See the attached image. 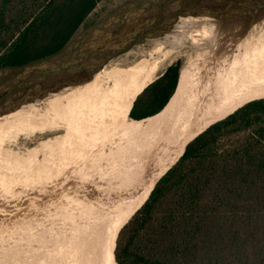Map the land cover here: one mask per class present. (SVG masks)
Instances as JSON below:
<instances>
[{
	"label": "bare ground",
	"instance_id": "bare-ground-1",
	"mask_svg": "<svg viewBox=\"0 0 264 264\" xmlns=\"http://www.w3.org/2000/svg\"><path fill=\"white\" fill-rule=\"evenodd\" d=\"M238 24H233L232 27L237 28ZM212 27L213 25L206 29L203 39L210 41L212 38V45L217 44L214 50L217 57V61H214L216 66H210L211 46H209L207 58L203 57L205 60L201 76L195 77L194 82L189 83L182 90V97L179 96L176 101H172L173 97L170 99L163 109L164 111L172 101L167 112H164L160 118L159 115H154L144 120L127 123L141 124L139 130L122 133L106 130L107 112L112 102L122 92L137 86L144 90L164 73L163 71L157 76L161 63L159 57L152 58L161 46L152 49L148 53V58L139 59L126 66L112 65L110 64L112 60L109 61L104 65L107 68L106 73L109 77L117 73L118 77L114 78L112 83L105 85L106 77L98 71L87 81L88 86L92 88L89 94H86L87 90L83 89V85L68 87L34 103L22 105L0 117V138L7 135L11 137L12 133L22 128H50L59 132L49 137L52 146L57 147L55 146L56 148L43 157L40 158L47 149V143L43 145L37 143L32 149H26L19 161L16 160L22 165L18 173L19 178L18 175L13 179L1 178L3 182L0 183V188L16 182L0 196L1 203L13 204L20 197L53 186L57 181L59 183L69 179H72L71 182L78 181L69 184L72 191L70 195H64L62 202L60 200L59 204L55 205L56 210H47L51 220L59 219V225L48 226L46 230L50 232L52 238L33 246H30V240L34 239V235H31L33 238H26L29 244L24 251L16 248L21 250V254L26 255V258L22 256L23 260H20L12 256L6 259L10 264H104L105 260L113 255L116 238L121 228L142 206L154 183L173 165L184 146L208 126L244 104L264 98V33L259 47L255 48L256 51H252L254 49L252 46L255 44L253 38L258 36L254 34H258L260 29L256 31L252 25L241 37L238 36L239 31H233L234 37H230L231 45L228 46L227 36L222 37L221 33L217 32L212 34ZM236 28L235 30L239 29ZM242 38H248V44L251 45L243 51L240 47ZM176 45L179 46L178 43L174 44ZM234 49H238L237 54ZM166 53L168 54L169 51ZM221 53L223 56L220 55ZM231 55L233 60L230 58ZM147 68L149 69L146 72ZM99 76L101 77L98 78ZM201 79L202 87L195 92V83ZM100 87L105 88L103 93H99ZM93 93L99 94L94 98L95 101L90 103H85L86 100L80 101L81 98L76 96L79 94L81 97V94H84V97L90 98ZM186 94L191 95L185 96ZM62 96H65L66 101H70L66 104L69 106L68 111L46 106L51 101L60 102ZM33 109H36V115L40 116L35 121L31 116ZM165 113L168 114L167 117ZM14 115H17V123L12 130L9 126L4 131L3 125L7 124ZM48 117L52 120H48ZM149 121H151L150 126L146 127ZM6 152L8 154V151ZM10 159L8 156L0 160V169L9 164ZM13 162L15 164V161ZM62 179L64 180L60 182ZM16 226L11 225L6 228L14 230ZM32 228L21 225L17 229L29 233L33 231ZM36 228L45 230V227L42 228L40 225L35 227L34 231L37 230ZM7 234L8 231L0 230V247L2 249L8 247L7 251H11V244L14 246L18 244L16 241L6 239ZM53 248L57 252L52 254L50 251Z\"/></svg>",
	"mask_w": 264,
	"mask_h": 264
},
{
	"label": "trees",
	"instance_id": "trees-1",
	"mask_svg": "<svg viewBox=\"0 0 264 264\" xmlns=\"http://www.w3.org/2000/svg\"><path fill=\"white\" fill-rule=\"evenodd\" d=\"M100 1L0 0V68L60 49ZM178 77L176 63L137 96L126 122L158 113ZM114 261L264 264V98L243 105L186 146L119 231L104 264Z\"/></svg>",
	"mask_w": 264,
	"mask_h": 264
},
{
	"label": "water",
	"instance_id": "water-1",
	"mask_svg": "<svg viewBox=\"0 0 264 264\" xmlns=\"http://www.w3.org/2000/svg\"><path fill=\"white\" fill-rule=\"evenodd\" d=\"M231 8L233 10H229ZM195 13L213 16L218 20L236 18L237 21L232 25L239 22L238 19L245 18V23L243 22L240 28V25L237 26L241 36L252 27L257 17L264 14V0H127L76 32L54 53L21 65L1 67L0 117L22 105L34 103L65 88L87 82L109 61L148 40L164 37L180 19ZM174 93L175 91L166 105ZM206 129L184 146L181 155L157 179L152 189L176 164L186 146Z\"/></svg>",
	"mask_w": 264,
	"mask_h": 264
},
{
	"label": "rangeland",
	"instance_id": "rangeland-1",
	"mask_svg": "<svg viewBox=\"0 0 264 264\" xmlns=\"http://www.w3.org/2000/svg\"><path fill=\"white\" fill-rule=\"evenodd\" d=\"M125 1H127V0H101L97 4L95 9H93V11L90 12L87 15V17L84 19V21L81 24V26L79 27L78 31H80V30L86 28L87 26L91 25L94 21H96L98 18L103 16L109 10L113 9L114 7H116L117 5H119ZM79 10L80 9H78V11ZM229 10H233V8H231ZM206 17L210 21V23L213 25V27L211 28L212 34L214 32H217V33H221L222 37L227 36L226 45L230 46L231 45L230 44V37H231L233 31L235 32V31L239 30V29L235 30L236 26L232 27L233 26L232 23L237 21L236 18L228 17V18H226L227 20L226 19L225 20L220 19V21H219L218 19L214 18L213 16H206ZM262 18L264 19V14L261 15L260 17H257L254 20V22H253L254 28H255V24H257L255 30L258 28L259 23L264 25L263 21H259ZM244 20H245V18H240V19H238L239 24H238V22L235 24L236 25L238 24L241 26L243 22L245 23ZM73 21H75V20H73ZM181 21L182 20L180 19L175 24L176 26L174 25V27L164 37L159 38V39H154V40H148L141 45L135 46L130 51H128V52L122 54L121 56L115 58L114 60H112L110 62V64L118 65V66L129 65V64H131V63H133L139 59L148 58L149 57L148 53L152 49H157V47L159 48L161 46L162 48L161 47L159 48V50H158L159 52L157 51L154 54V56L152 57V58L159 57V60L161 63L160 68L157 72V76H159L163 71L165 72V70L167 68H169L170 66H174L176 63H179V72H180L181 68L183 67V65L186 61L188 54H191L193 51H195V49L192 48V46H191L192 44L189 43L190 42V40L188 39L189 30H185L183 32L180 28L181 24H182ZM240 21H242V22H240ZM246 33H247V31L245 33H242L241 36H244ZM254 35L256 36L257 34H254ZM238 36H240V34H238ZM185 37L187 38L185 41L180 40V39L185 38ZM232 39H233V37H232ZM241 40H242V43L240 45L241 50L242 51L244 49L247 50L251 46L250 44H248V38H242ZM176 43H178L179 46H177V45L174 46V44H176ZM257 45H258V43L255 44V46H257ZM210 46H211L210 66L215 67L216 65L214 64V61H217V57H215L214 50H215V48H217V44L214 46V43H213V45H212V38H210ZM252 48H253V46H252ZM256 50L257 49H255V50L253 49L252 51H256ZM166 51H169V53L167 54ZM234 52H235V54H237L238 49H234ZM220 55H222V53ZM232 55H233V51H232ZM232 55L230 56V58L233 60ZM106 69L107 68L103 66L102 69L99 70L100 74L103 77H106V80H105L106 82H104L105 85L108 83H112L114 78L118 77L117 73L114 76L109 77L108 74L106 73L107 72ZM148 69L149 68H147L145 71L147 72ZM100 77L101 76H99L98 78H100ZM177 83L178 84L176 85L177 87H176L175 93L173 95V98L177 95V93L179 91V77H178ZM128 84L129 83H127V85ZM82 85H83V89L87 90L86 94L91 93L92 88L88 86L89 84L87 82H84L81 85H78L77 87H80ZM98 89L99 88H97V90ZM104 90H105L104 87H100L99 93H101V92L103 93ZM142 90L139 88V86L131 87L129 90L122 92L118 96V98L116 100H114V102H112V104L110 105V108L108 109V112H107L108 120H107V123L105 125L106 130L116 131L118 133H122V132H127V131H133L135 129L139 130L141 128L140 127L141 124L140 125H137V124L128 125L126 120L128 119L129 112H130V109H131V106H132V103H133L135 97H137L142 92ZM99 93H97V94H99ZM97 94L93 93V96H90V98L84 97V94H81V97L79 96V94H77L76 96L78 98H81L80 101L86 100L85 103H87V102L90 103V102L95 101L94 98L96 97ZM61 98L62 99H60L61 100L60 102H59V100H56L53 102L51 101V102L47 103L46 106L47 107L53 106V107H56V108L61 109L63 111H68L69 106L66 105L68 101L65 100V96H62ZM143 101H144V98L141 99L140 102L142 103ZM172 101H173V99H172ZM171 102L164 111L162 110L161 112L156 114V116L159 115V118H160L164 112H167L169 107H171ZM36 112H37L36 109H33L31 111V113H32L31 116L34 119V121L37 120L38 117H40V116L36 115ZM41 114H44V113L41 112ZM166 115H168V114L165 113V116ZM16 116L17 115L12 116L9 119V121H7L8 123L6 122L7 124L3 125L4 131H6L9 126L11 127L10 129L12 130V128L14 127V125L18 121V118H16ZM48 120L51 121L52 119L50 117H48ZM153 120H155V119H153ZM143 124H145V123H143ZM11 130H10V132H11ZM7 133H9V132H7ZM15 133L14 134L12 133L11 137H10V135H7V136H2L3 138L2 137L0 138V144H1L0 145V160H3L5 158H7L8 156H9V158H11L10 163L5 165L4 167H2V169H0V181H1L0 183L1 184H2L3 180H5L6 178L7 179L12 178L13 179L16 175H18L17 178H19L20 174H18V173L21 171L22 165H21V162L19 163L16 160L19 161V158L22 156V154L24 155V153L27 151L26 149H28V150L32 149L33 146L37 145V143L38 144L42 143L41 145L47 143V149L40 156V158H41L44 156V154L48 153L49 151H51L52 149L57 147L56 145H55L56 147L52 146L53 144H51V141H50V138L52 136L59 133L57 130H52L50 128H44V129L43 128L42 129L22 128L18 132H15ZM73 146L74 145H72V147ZM6 151H8V154H10V155H8ZM12 153H13V155H12ZM17 155L19 157H17ZM1 156H2V158H1ZM13 161H15V164H13L14 163ZM16 162L19 163L20 165L18 166V164ZM1 178L3 180H1ZM67 178H69V177H67ZM63 180L64 179L60 180V182ZM71 180L72 179H69V180H66V182L63 181L61 183H59V181H57V183L54 184L53 186H48L42 190H38L36 192H32V193H29L28 195L20 197L19 200H17L13 204H10V203H4L3 204L0 202V230H2L3 232L8 231L6 239L11 240L12 242L16 241V243L18 244V245L15 244L17 246H14L11 244V248H10L11 251L10 250L7 251L8 247H6L5 249H2L0 247V264L9 263L8 262L9 260H6V259H10L12 256H16L20 260L21 259L23 260L22 256L26 258V255H22L21 254L22 252H20V251L21 250L24 251V249L27 247V244H29L28 239L34 237V239L30 240V246H33V245H38V244L44 243L45 241L47 242L48 240H50L52 238V235L50 234V232H48L46 230H48V226L52 225L53 227H55L56 225H59V219L56 218L54 220L55 222L53 220H51V217H49L47 215V210H56V208L54 209L55 205L59 204L60 200L64 197V195H67V194L70 195L72 188H70L71 185H69V184L70 183L73 184V183L78 182L77 180L74 182H71ZM15 183L13 182L8 187L3 186L2 188H0V196L4 192H6L8 190V188L12 187ZM3 184H6V183H3ZM77 186H79V183L77 184ZM0 187H1V185H0ZM62 201L63 200H61V202ZM47 206H49V208ZM41 214H42V216H41ZM11 225H13V226L17 225V226H16V228H14V230L6 228V227H9ZM21 225H24V227L28 226V228H30V229L33 227L32 228L33 231L32 232L30 231L29 233H28V231L20 232L19 229H17V228ZM39 225L42 226V228L45 227L44 228L45 230H39L36 228L37 230L34 231V228L38 227ZM49 228H51V227H49ZM37 231H38V233H37ZM41 231L43 232V234ZM31 235H34V236L31 237ZM26 238H28V239H26ZM43 240H45V241H43ZM37 242H39V243H37ZM17 247L20 248L21 250H17L16 249ZM50 252L53 254V253L57 252V250L55 248H53ZM37 253H39V252H37ZM52 254H49V255L51 256Z\"/></svg>",
	"mask_w": 264,
	"mask_h": 264
},
{
	"label": "flooded vegetation",
	"instance_id": "flooded-vegetation-1",
	"mask_svg": "<svg viewBox=\"0 0 264 264\" xmlns=\"http://www.w3.org/2000/svg\"><path fill=\"white\" fill-rule=\"evenodd\" d=\"M198 14L199 13H195L194 15H192L190 17L182 18V19H184V21H181L182 24H181L180 28L183 32L185 30H189V33H188V39L190 40L189 43L192 44L191 46H192V48L195 49V51H193L191 54H188L186 61H185L183 67L181 68V70L179 72V91H178L177 95L173 98V101H176L179 98V96H181L182 90L189 83L194 82L195 77L201 76V69H202L203 61L208 56V47L210 46V41L206 38L203 39V37L206 34V29H208L212 24L207 19V17H206L207 15L201 16ZM259 21L264 22V19L262 18ZM204 26H205V29H204ZM257 29H260V31H258V34H257L259 36H256L257 39H256V37L253 38V42L255 44L258 43V45L255 46V44H254V46H253L254 49L259 47L260 41L262 42L261 39H262V35L264 33V25H261L259 23ZM257 29H256V31H257ZM253 32L254 31L252 29V33ZM231 36L234 37V33H232ZM186 39L187 38L185 37V38H182L181 40L185 41ZM204 56H206L205 59H203ZM195 85H196L195 92H197L202 87V79L199 82H196ZM193 90H194V86H193L192 91ZM187 95H191V94H186L185 96H187ZM166 117H167V115H166ZM150 123H151V121H149L147 123L146 127L150 126ZM153 123L155 124L154 120H153ZM64 140L66 141L67 138L65 137Z\"/></svg>",
	"mask_w": 264,
	"mask_h": 264
}]
</instances>
